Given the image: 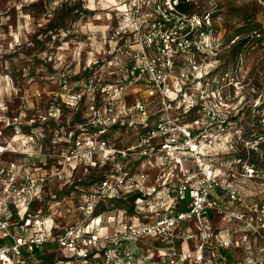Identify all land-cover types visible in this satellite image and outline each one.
<instances>
[{
    "label": "built area",
    "instance_id": "obj_1",
    "mask_svg": "<svg viewBox=\"0 0 264 264\" xmlns=\"http://www.w3.org/2000/svg\"><path fill=\"white\" fill-rule=\"evenodd\" d=\"M203 1L220 2L131 0L43 116L53 128L0 143V264H264V190L240 183L264 181V129H227L240 80L216 60L213 10L179 6Z\"/></svg>",
    "mask_w": 264,
    "mask_h": 264
},
{
    "label": "rangeland",
    "instance_id": "obj_2",
    "mask_svg": "<svg viewBox=\"0 0 264 264\" xmlns=\"http://www.w3.org/2000/svg\"><path fill=\"white\" fill-rule=\"evenodd\" d=\"M130 1L0 0V143L12 140L16 129L53 128L43 116L67 96L64 83L83 72L102 37L127 23L122 11ZM202 6L215 12V30L226 44L217 62L221 58L225 69L240 80L228 90L227 129H243L251 140L264 129L259 122L264 113V0H220L217 6ZM256 31L262 34L259 39L253 37ZM246 38L249 41L232 58V47ZM71 115L64 111L63 117ZM110 136L121 145L134 137L125 129L113 130ZM231 155L258 158L246 143H238ZM240 183L250 196L264 190L261 180ZM259 196L264 198V191Z\"/></svg>",
    "mask_w": 264,
    "mask_h": 264
},
{
    "label": "trees",
    "instance_id": "obj_3",
    "mask_svg": "<svg viewBox=\"0 0 264 264\" xmlns=\"http://www.w3.org/2000/svg\"><path fill=\"white\" fill-rule=\"evenodd\" d=\"M204 3L207 4L206 1H203L202 4H204ZM179 6H180V8L182 10H185V11H194V10L200 11V10H202V7H203L202 5L200 7H195V4H189V3H185V2L180 3ZM213 15L216 16L214 11H213ZM255 38H257V37H255ZM248 41H249V39H247V38L246 39H243L242 41H240L239 43H237L236 45H234V47H232V49H231V51H232V58L238 55L239 50L241 49V46L243 44L245 45V43H247ZM222 66H223V68H225L226 67V63H223ZM28 128L31 129V127H28ZM47 189H50V187L47 186Z\"/></svg>",
    "mask_w": 264,
    "mask_h": 264
}]
</instances>
